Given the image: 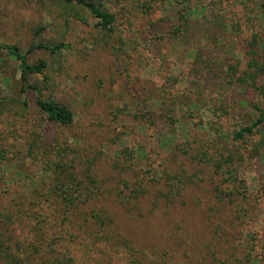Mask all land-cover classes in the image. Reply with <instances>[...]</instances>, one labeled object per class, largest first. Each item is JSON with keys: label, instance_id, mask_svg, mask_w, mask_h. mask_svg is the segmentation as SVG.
Here are the masks:
<instances>
[{"label": "rangeland", "instance_id": "obj_1", "mask_svg": "<svg viewBox=\"0 0 264 264\" xmlns=\"http://www.w3.org/2000/svg\"><path fill=\"white\" fill-rule=\"evenodd\" d=\"M182 1L191 9L187 16L194 23L182 33L183 41L168 33L179 20ZM263 4L264 0H107L115 19L107 51L100 47L101 32L89 14L84 23L71 17L66 38L75 49L70 54H75L69 60L79 69L82 83L74 85L67 77L59 94L74 112L70 127L51 123L38 112L35 94L19 91L17 63L0 50V101L14 109L0 114V207L48 186L53 176L47 162L57 159L58 149L68 147L64 160L72 159L69 151L75 152L80 174L91 167L97 177H113L119 174L110 163L128 147L136 157V167L126 173L131 182L146 170L144 186L152 192L167 189L166 176L175 175L179 179L174 181H184L182 194L166 203L147 192V199L129 211L132 214L112 200L113 195L103 194L87 209L105 207L123 235L148 240L146 248H157L148 250L155 258L173 246L178 254L175 264H211L209 247H215L224 233L215 187L225 186L221 183L229 173L241 180L249 198H258L264 185V137L256 133L234 140L230 135L250 123L255 112L245 100L246 91L229 85L225 75L229 64L243 67L254 33L264 37ZM52 16L37 0H0V41L26 51L32 42L55 36ZM197 30L199 44L190 41ZM200 47L202 61L195 56ZM41 56L36 51L30 59ZM208 61L214 64L205 72ZM150 96L142 108L139 102ZM161 108H171L165 112L180 122L169 126ZM143 112L146 118L154 114L152 123L134 119L132 114ZM218 162L221 166L216 168ZM106 186L111 192L121 188L118 179L110 177ZM244 229L238 250L255 235L251 252L259 258L257 264H264L263 216L254 214ZM183 230L184 237L174 238L173 232L179 236ZM123 262L112 257V264Z\"/></svg>", "mask_w": 264, "mask_h": 264}, {"label": "trees", "instance_id": "obj_2", "mask_svg": "<svg viewBox=\"0 0 264 264\" xmlns=\"http://www.w3.org/2000/svg\"><path fill=\"white\" fill-rule=\"evenodd\" d=\"M37 2L50 15H55L52 16L51 29L55 36L32 42L26 51H22L16 44L0 41V50L4 51L6 59L17 63L19 91L25 93L29 90L35 94L38 112L51 123L70 127L75 121L74 112L69 104L61 100L59 94L65 87L67 77H71L74 85L82 83L79 80V69L75 67L74 61L69 60V57L75 54H70L73 45L66 38L70 19L74 17L79 23H84L89 14L101 32L98 38L102 40V44L95 45H100L107 51L110 45L108 33L115 28L114 15L106 8L107 0H37ZM180 3L181 15L168 33L173 38L183 41L182 33L192 28L194 23H191L187 16L191 9L186 6L185 1ZM40 29L44 30V27ZM199 32L197 30L193 33L190 40L192 43L199 44L201 38ZM246 49L248 56L243 67L239 68V63L229 64L225 74L229 85L246 91L245 100L247 99L255 112L250 117V123L231 131L230 135L234 140H244L256 133L264 137V37L254 33L247 42ZM36 51H41L42 56L35 60L30 59ZM195 56L199 61L204 60L201 47L196 49ZM208 63L205 72L214 64L210 61ZM71 70L74 75L69 73ZM46 90L49 93L44 96L43 92ZM78 90L88 94L83 88ZM150 99L151 96L145 97L139 104L142 103V108L146 107ZM26 103L24 100L25 106ZM169 109L171 108H161V113L167 115L166 118L170 120L169 126H173L180 122V118L167 114L165 111ZM4 110L11 112L9 110L14 109L2 100L0 114ZM146 113L132 115L141 122L146 118ZM146 119L148 123H152L155 119L154 114H149V118ZM169 126L168 131H172ZM259 144L262 146L263 140L259 141ZM67 150L68 147L58 149L57 159L47 162V171L53 176L48 186L43 190H32L30 197L27 196L25 200L14 198L7 205L0 207V264H112L113 256L117 260H124L123 264H144L147 260L151 262L150 264L177 263L178 254L173 246L163 250L164 253L159 259L158 256L155 258V255L149 254L148 251L149 247L155 246L151 244L146 248L150 241L139 242L132 236L123 235L114 226V216L105 207L94 205L87 208L91 203L97 202L103 194H108L113 195L112 200L125 207L128 210L126 212L130 214L137 209L139 202L147 199V192L163 198L166 203L175 200V195H181L184 190L182 187L184 181L176 182L173 179H179V176L168 174L165 183L167 189L158 188L151 192L144 186L147 182L144 179L147 175L145 170L139 172L138 180L134 179L131 182L126 173L136 167V157L128 147L122 148L110 163V168L117 171L118 176L97 177L91 167L80 174L79 170L76 171L78 166L74 163L75 152L69 151L68 155L71 154L72 159L64 160V157H67ZM254 153L256 154L255 151ZM90 164L94 167L96 159ZM220 166V162L215 165L216 168ZM109 177L118 179L121 188L112 190L113 192L107 190L106 179ZM241 183V180L232 178L229 173L221 183L225 186L215 187L216 211L221 214L219 220L224 233L219 242L215 243V247L212 249L209 247L211 264H257L259 261L251 252L252 242L257 239L255 235H250L248 244L240 251L238 248L245 231L244 223L250 221L254 214H261L264 219V185L258 198H249ZM152 202L154 208L155 200ZM184 233L185 230L178 236L173 232L174 238L184 237ZM262 235L264 237V233Z\"/></svg>", "mask_w": 264, "mask_h": 264}]
</instances>
